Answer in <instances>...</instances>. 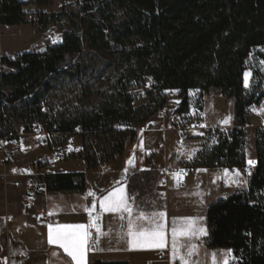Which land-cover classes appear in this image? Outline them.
<instances>
[{"label":"trees","instance_id":"16d2710c","mask_svg":"<svg viewBox=\"0 0 264 264\" xmlns=\"http://www.w3.org/2000/svg\"><path fill=\"white\" fill-rule=\"evenodd\" d=\"M51 2L0 0L1 23L18 25L34 14L29 6ZM37 14L40 25L63 29L62 39L16 55L0 71V139L45 124L53 149L77 136L78 154L65 158L96 169L122 156L135 136L132 125L157 115L172 92L179 97L172 124L183 126L194 105L190 92H198L200 105L216 89L233 100L232 123L207 128L185 165L245 166L248 108L264 93H258L259 72L253 69L248 87L244 73L250 62L264 61V0H75ZM135 87L143 90V103L135 104ZM254 161L248 186L211 202L206 212V245L235 249L236 264H264V126L256 129ZM156 175L152 165L132 173L129 191L149 190ZM37 177L51 191H77L85 183L83 172Z\"/></svg>","mask_w":264,"mask_h":264},{"label":"crops","instance_id":"0c3cea01","mask_svg":"<svg viewBox=\"0 0 264 264\" xmlns=\"http://www.w3.org/2000/svg\"><path fill=\"white\" fill-rule=\"evenodd\" d=\"M165 105L166 102L163 105V111H165ZM173 110L166 111L167 122H169ZM166 115L164 118L158 116L162 120V131L166 128ZM159 118L155 115L145 122L133 124V127L136 124H145L143 132L139 136L135 134L133 140L126 143L121 157L106 163L104 174L107 176L97 177L98 180L94 188L98 193V213L102 212L99 207V200L117 186L126 187L129 202L134 209V219L141 211L146 215L153 212H165L167 246L164 249H130L129 237L127 236V214H124V219H121L119 214L103 212L104 226L102 229L104 234L101 236L100 233H96L95 236L93 229L89 230L92 248L87 253V264H91L94 260L126 261L128 264H180L179 259L174 260L171 257L173 227H179L183 218L192 217L197 218L200 226L207 230V207L217 199L209 200V196L213 189L222 184L224 167L196 168L190 173L180 176L179 181L174 179V175H164V167L183 166L194 155L196 148L193 151L191 149L183 150L182 145H177L174 149L163 148V133L160 135L157 132L159 128H157L156 121H160ZM137 138H139L140 144L133 145ZM128 144H130V148ZM152 153L154 154L148 162L147 159ZM7 155L12 156L11 159L13 160L17 151L13 150V147H9ZM76 159L78 158H71L70 160ZM130 159L133 161L131 165L127 163ZM83 165L85 166L84 162ZM151 165L157 172L151 188L140 195L135 190L130 192L127 186L130 175L137 171L146 170ZM45 168H42V173L46 171ZM125 170L127 171L125 172ZM52 172H83L84 188L72 192L46 190L41 195H35L26 192L23 188L13 187V185L4 187L0 181V264H4L5 261L7 264H74L71 257L67 256L62 248L58 245L48 244V224L34 221L29 216L40 206H45L50 213L56 216L55 221L51 224L53 227L58 224H87V221L89 222L84 211L69 205L73 200L69 195L84 192L88 187L85 172L56 169ZM10 175L20 176L22 174L12 172ZM98 213L93 212L92 214L96 216ZM173 220L176 221L175 224H173ZM137 223L143 224L145 227L148 226L146 220L137 221ZM17 231H21L20 236H17ZM205 237L191 240L186 237H178V243L182 246V253H186L189 246L196 245V251L190 257L192 264H212L213 253L219 260L221 253L228 250V248L208 247ZM94 240L97 242L96 245L93 244ZM231 250L232 252L236 251L235 249Z\"/></svg>","mask_w":264,"mask_h":264},{"label":"rangeland","instance_id":"374dc122","mask_svg":"<svg viewBox=\"0 0 264 264\" xmlns=\"http://www.w3.org/2000/svg\"><path fill=\"white\" fill-rule=\"evenodd\" d=\"M75 0H52L49 4H34L29 6L34 12L35 20L32 22H22L18 25L9 26L6 29H2V34L0 37V46L3 53L8 55H19L26 52L31 51L32 49H39L41 48V43L44 41L49 42V44H55L61 41L63 35V29L56 27L54 24L49 23L45 26H42L38 22V11H43L44 13H50L59 10L62 5L73 3ZM28 11V8L24 9ZM253 69L259 72V77L257 80L259 92L264 93V64L259 62L258 64L254 62L249 63V68L246 70L251 73L249 78V83L251 81L253 74ZM245 85V83H244ZM136 93L137 99L135 104H140L144 102L143 97V90L135 87L133 89ZM198 95L197 91H191L190 97L192 99V103L194 104L189 111L188 119L184 120V125H186V130H178L174 129L172 124V113L170 114L169 122H167V115L166 111L173 110V108L178 104L179 97H168L166 101V105L163 111V116L166 115V128L163 129L161 127L162 120L159 118L160 121L157 122V131L162 135L164 139L163 148H170L174 149L177 145H182L184 147L183 150L191 149L192 151L196 148V151L199 149L200 145L204 142V131L207 128L213 127H220L223 129H227L233 120V100L232 98H228L222 95L218 90L211 89L210 93H207L203 97V107L202 103L198 105L196 101V97ZM197 102V103H196ZM264 102V97L261 99L259 103L251 105L248 108L247 112V120L248 124L245 127L246 136H245V166L244 167H234L226 168L224 167L223 173V180L221 181L218 187L213 189L210 193L209 200L213 198H222L233 192L234 190L244 189L248 186V179L250 177V173L253 172L254 167L248 164V160H255V133L256 129L264 126V108L261 107L262 103ZM196 106V107H194ZM226 117H230L229 122L227 124L223 123ZM133 126V125H132ZM145 124H136L134 126L135 134L138 136L143 132V127ZM181 135H184L185 138H181ZM140 141L139 138L136 139L135 144L139 145ZM9 147H13V150L17 151V155L15 159H11L12 156H8V149ZM79 146V139L77 136H71L67 139L66 144L59 147V149H53L50 145L45 136L34 133V134H23L18 135L16 139L11 141L5 142V154H0V181L4 187L11 185L15 179H23L26 176H33L35 175V168L38 166L41 169L46 167V171L44 172H52L53 170H65V171H84L86 175L87 181V189L84 192H77L72 195H69L73 200L69 203L70 206L81 209L84 211L86 215V219L88 220V213L84 210L85 206L91 208L93 202L96 203V208L93 212L98 213L97 209V197L98 193L95 191V185L97 183V177H105L107 176L104 174L106 170V163L101 164L96 169H87L83 165V161L81 159L70 160L71 158L77 157H69L64 158L61 160L60 163L55 165L49 166L46 165L47 161L55 155V153L59 150L64 155L69 153L72 149ZM130 148V144H128ZM71 149V150H69ZM19 151V152H18ZM5 159H4V158ZM183 166H186L183 164ZM183 166H180L183 167ZM53 167V168H51ZM189 167V166H188ZM170 168H179V167H171L166 166L163 169V174H165V170ZM191 168V167H189ZM192 169V168H191ZM15 170V171H14ZM192 169L191 171H193ZM225 170H228L227 174ZM190 171V172H191ZM238 171L240 173L239 177L235 176V172ZM12 172H20L22 175L20 176H11ZM27 172V173H26ZM188 172V173H190ZM25 173V174H23ZM39 173H42L41 171ZM186 173V174H188ZM184 174V175H186ZM171 175V174H168ZM183 176V175H180ZM239 179L241 182L239 185L231 183L232 179ZM244 181H247L245 184ZM14 187V186H13ZM46 191V188H45ZM92 192L93 196H87L88 192ZM163 195V193H161ZM216 200V199H215ZM97 215L100 216L101 222L99 220L100 231L103 233V226H104V215L103 212L98 213ZM88 223V221H87ZM206 229V228H205ZM92 229H90L91 231ZM93 233L96 236V229L93 228ZM17 234V232H16ZM18 236V235H17ZM20 236V235H19ZM102 236V235H101ZM93 244H97L94 240ZM222 249V248H219ZM222 251V250H219ZM163 256V254H161ZM243 264V263H241Z\"/></svg>","mask_w":264,"mask_h":264},{"label":"snow or ice","instance_id":"6c2138e0","mask_svg":"<svg viewBox=\"0 0 264 264\" xmlns=\"http://www.w3.org/2000/svg\"><path fill=\"white\" fill-rule=\"evenodd\" d=\"M251 55V54H250ZM264 64V61L261 62ZM251 73L246 71L244 73L245 87L249 86V78ZM230 117H226L223 123L227 124ZM71 150V149H69ZM129 165L133 163L130 159L127 162ZM249 165L255 164V161L248 160ZM15 171V170H14ZM127 170H125L126 172ZM228 170H225L227 174ZM249 174H251L249 172ZM240 173L235 172V176L239 177ZM174 179L179 181L180 175L174 174ZM231 183L239 185L241 182L239 179H232ZM246 184L247 181H244ZM90 191L87 196H93ZM99 207L102 212L116 213L120 215L121 219H124V214L128 217L127 236L129 237L128 243L130 249H164L167 246L166 242V230H165V218L166 213L163 211L153 212L150 215H146L142 211L133 218L134 209L129 202V197L126 193V187L117 186L112 191L104 195L99 200ZM96 208L95 201L91 208L85 206L84 210L88 213L89 222L87 224H58L56 227L48 224L47 242L49 245H58L64 250L67 256L71 257L74 264H87V253L91 250L90 244L91 232L90 229L95 228L97 233L103 235L100 231L99 220L100 216H93V211ZM51 214V213H50ZM147 221L148 226L138 224L137 221ZM176 221L173 220V224ZM207 235V230L201 227L197 221V218L187 217L183 218L179 227H173L172 229V248L171 257L179 259L180 264H192L190 257L196 251V245L188 247L186 253L181 252V245L178 243V237H186L191 239H200ZM235 259L232 256V250L228 249L221 253V259L217 260L216 254H212V264H229V261ZM4 264H7L5 261Z\"/></svg>","mask_w":264,"mask_h":264},{"label":"built area","instance_id":"2783aa9c","mask_svg":"<svg viewBox=\"0 0 264 264\" xmlns=\"http://www.w3.org/2000/svg\"><path fill=\"white\" fill-rule=\"evenodd\" d=\"M0 17H1V12H0ZM35 20L34 14L33 13H29L25 16L24 21L25 22H32ZM9 26L3 25L1 23L0 20V37L2 34V29H6ZM41 48H45L46 46L49 45V42L44 41L41 44ZM16 59V55H8V54H4L1 51V46H0V71H3L5 68H8V62L9 61H13ZM150 85V83L148 84ZM176 93L172 92L170 95L174 96ZM262 108H264V102L261 105ZM45 128V124H40V123H35L31 126L30 131H20L18 135H23V134H34V133H39L43 136H45L46 139L49 138V134L47 133V131L44 129ZM183 138V136H182ZM55 150V149H54ZM80 150V147H75L74 149L71 150V152L73 154H78V151ZM56 151V150H55ZM0 154L4 155L5 154V140L4 139H0ZM63 157L65 158V155L60 152L57 151L55 153V155L53 157H51L47 163H45L46 165L52 166L55 165L59 162H61V160L63 159ZM4 158V157H3ZM5 159V158H4ZM255 165V164H253ZM42 169L40 167H36L35 168V175L33 176H26L23 179H15L12 182V185L16 188H23L26 192L31 193V194H35V195H41L45 192V184L42 180H40L37 177V174L41 171ZM192 169L189 168L188 166H183V167H179V168H170L165 170V174H179V175H184L188 172H190ZM30 218L34 221H41L44 222L46 224H52L55 221L56 216L47 210V208L45 206H40L37 210L31 212L29 214ZM21 234V231H17V235L19 236ZM236 261V259H232L230 260V264H234ZM0 263H1V259H0Z\"/></svg>","mask_w":264,"mask_h":264},{"label":"bare ground","instance_id":"6f19581e","mask_svg":"<svg viewBox=\"0 0 264 264\" xmlns=\"http://www.w3.org/2000/svg\"><path fill=\"white\" fill-rule=\"evenodd\" d=\"M174 96H175V95H174ZM174 96L170 95V97H174ZM157 116H159V117H161V118H164V116H163V110H160V112H158ZM173 128L182 131V130H186V125H184V127H182L181 125H179V126H174ZM182 136H183V138H185L184 135H181V138H182ZM183 138H182V139H183ZM186 166H187V165H186ZM252 166H254V165H252ZM232 256L235 257L234 255H232ZM235 259H236V258H235ZM229 264H230V262H229ZM234 264H236V261H235Z\"/></svg>","mask_w":264,"mask_h":264},{"label":"water","instance_id":"95a60500","mask_svg":"<svg viewBox=\"0 0 264 264\" xmlns=\"http://www.w3.org/2000/svg\"><path fill=\"white\" fill-rule=\"evenodd\" d=\"M20 4H28L31 0H16ZM44 48H40L39 51H43Z\"/></svg>","mask_w":264,"mask_h":264}]
</instances>
